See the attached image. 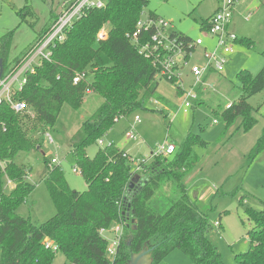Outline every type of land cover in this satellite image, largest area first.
I'll list each match as a JSON object with an SVG mask.
<instances>
[{"label":"trees","instance_id":"1","mask_svg":"<svg viewBox=\"0 0 264 264\" xmlns=\"http://www.w3.org/2000/svg\"><path fill=\"white\" fill-rule=\"evenodd\" d=\"M148 2L106 0L104 7L88 10L67 29L63 40L51 46L49 58L26 73L22 88L13 92V100L23 102L25 108L17 112L8 102L0 105V160L6 162L5 173L0 174V264H53L57 253L64 256L63 264H126L132 255L144 249L149 251L152 264H159L176 249L184 252L192 264H225L209 237L214 225L207 212L189 197L185 182L200 161L195 145H205L203 139L189 132L179 144L174 143L175 150L178 149L174 157L156 156L150 162L144 158L140 171L125 156L126 151L114 143L99 148L93 157L87 153L88 147L98 144L117 121L147 109L152 99H158V68L127 36L136 30ZM57 15L51 13L33 45L10 67L7 58L14 31L0 40V78L21 65L50 30ZM149 17L157 18L153 13ZM209 19H202L201 29ZM105 25H109L108 37L101 39L98 33ZM175 33L181 39L191 38L183 32ZM245 39L238 37L236 42L255 46ZM83 71L87 77L75 83V76ZM238 80L239 100L225 109H212V113L226 125L241 117V126L249 130L257 119L248 99L264 90V65L256 74L242 69ZM89 92L103 97V102L70 138L76 167L87 189H72L61 166H50L45 157L48 170L44 183L56 213L42 223L21 216L18 209L35 185L28 180V169L17 163L18 156L41 148L39 134L55 127L63 106L68 104L79 110ZM163 101L170 105L167 99ZM263 149L264 129L253 152L257 154ZM137 174L140 181L131 187ZM7 179L15 186L6 187ZM162 187L163 202L156 200ZM247 213L254 224L248 231L252 245L236 255V262L264 264V210L248 209ZM119 223L123 224V233L114 259H110L109 241L101 231ZM47 236L58 244V252L44 246Z\"/></svg>","mask_w":264,"mask_h":264},{"label":"rangeland","instance_id":"2","mask_svg":"<svg viewBox=\"0 0 264 264\" xmlns=\"http://www.w3.org/2000/svg\"><path fill=\"white\" fill-rule=\"evenodd\" d=\"M65 1L72 3L76 0H0V40L14 31L7 58L9 67L33 45L38 32L49 22L54 11L58 15L50 29L53 28ZM259 1L264 0H240L239 13L232 20L233 32L239 38L250 40L255 46L236 43L235 52L224 70L213 76L215 85L211 86L209 79H204L203 83L196 86L200 99H203L202 103L197 100L192 107L184 108L176 85L161 79L157 87L158 99H152L147 109L121 118L108 135L104 136L102 144H94L87 149L88 156L93 157L99 148L114 143L130 152L131 156L143 159L151 157L158 145L165 141L179 144L189 132L203 139L205 145H195L200 161L187 175L185 182L189 197L207 212L213 225L216 221L221 223L220 227L214 225L209 237L222 253L225 264H237L236 255L248 251L252 245L248 231L254 224L249 219L247 210H264V149L257 154L253 152L264 129V90L248 99L253 107L252 114L257 119V123L249 130L241 126V117L233 124L226 125L222 119H215L212 109L222 110L227 103L239 100V71L247 69L256 74L264 65V4ZM218 3L220 0H149L143 17L149 18V14L153 13L157 18H164L176 32L186 33L193 38L202 37L205 45L212 49L215 40L207 36L200 28V23L215 10ZM107 27L109 25L103 28ZM191 61L197 62L199 59L195 57ZM22 78L23 75L20 80ZM193 84L191 77H184L185 88H190ZM17 87L18 82L14 84V88ZM166 99L170 105L165 104L163 100ZM102 102L103 97L89 92L79 110L65 104L55 127L39 134L42 136L41 148L18 156L17 163L28 169V180L35 185L27 201L18 209L21 216L42 223L56 213L44 183L48 170L45 157L51 160L57 156L72 189H87L82 174L74 171L76 162L70 138ZM137 116L141 118L139 123L135 122ZM129 130L135 132L136 140H130L126 136ZM46 132L51 133L54 143L45 139ZM177 150L169 157H174ZM138 155L143 157H136ZM151 160L152 157L149 162ZM164 198L162 187L156 200L163 202ZM114 226L111 225L102 233L108 239L109 247H113V242L117 239ZM64 262V256L57 253L53 264ZM159 264L192 263L184 252L176 249Z\"/></svg>","mask_w":264,"mask_h":264},{"label":"built area","instance_id":"3","mask_svg":"<svg viewBox=\"0 0 264 264\" xmlns=\"http://www.w3.org/2000/svg\"><path fill=\"white\" fill-rule=\"evenodd\" d=\"M240 0H220L216 11L210 16L209 22L203 27L207 36L215 40L212 49L205 45L202 37L188 40L181 39L172 28V24L164 18H146L142 17L138 22L137 28L133 33H127L132 43H134L141 54L151 59L158 68L157 78L166 81H174L176 87L182 91V106L186 109L193 106L198 100L199 93L195 89L200 83L204 82L205 77L211 72H222L225 65L235 52V45L238 36L230 30L236 7ZM106 5V0H76L72 3L65 1L61 5V11L56 24L50 29L44 38L31 50L27 58L21 65L10 74L0 78V105L8 102L15 111H22L25 108L23 102L14 101L13 92L16 90L14 84L18 82L17 89H21L26 82V73L33 72L36 65L42 60L49 58L50 48L57 41H61L66 37L67 29L73 22L81 18L88 10L92 8H102ZM108 27L102 28L98 36L101 39L108 37ZM195 57L199 59L193 62ZM23 75L22 80H20ZM190 76L194 80L193 86L184 87V77ZM87 77L86 71L78 73L74 82L77 83ZM231 103L226 107H230ZM141 118L136 117L135 122L139 123ZM134 128V127H133ZM132 128V129H133ZM126 136L131 140H136V134L133 130H129ZM45 139L49 143H54L53 136L50 132L45 133ZM102 144L103 140H98ZM174 142L165 141L158 145L157 149L152 153V157L170 156L175 151ZM131 158L137 170L140 171V162H144V158H135L129 154H125ZM57 156L50 160V166L59 164ZM6 162L0 160V174L5 173ZM75 172H80L78 167L74 168ZM15 184L11 179L6 180V187H14ZM220 222L216 221L215 226H220ZM114 231L117 239L113 242V247L107 249V255L110 259H114L116 247L119 243L120 235L123 233V224H114ZM109 229V228H108ZM107 230V229H104ZM102 230L101 232L103 233ZM44 246L54 252L59 251L58 244L50 237H45Z\"/></svg>","mask_w":264,"mask_h":264},{"label":"water","instance_id":"4","mask_svg":"<svg viewBox=\"0 0 264 264\" xmlns=\"http://www.w3.org/2000/svg\"><path fill=\"white\" fill-rule=\"evenodd\" d=\"M3 75V58H0V77ZM140 181V175L137 174L132 178L130 186ZM126 264H152L151 255L148 250L144 249L140 253L131 256Z\"/></svg>","mask_w":264,"mask_h":264},{"label":"crops","instance_id":"5","mask_svg":"<svg viewBox=\"0 0 264 264\" xmlns=\"http://www.w3.org/2000/svg\"><path fill=\"white\" fill-rule=\"evenodd\" d=\"M259 3H260V4H264V1H259ZM218 6H219V3H218V5H217V7L215 8V10H214V11H213L208 17H210V16L216 11V9L218 8ZM240 6H241V5H240V2H239L238 6L236 7V10H235V13H234L233 19H234L235 15L239 13ZM208 17H207V18H208ZM233 19H232V20H233ZM246 19H248V17H247ZM233 27H234V25H233V23L231 22V24H230V30H231V31L234 30ZM185 34H186V33H185ZM186 35H188V34H186ZM188 36H190V35H188ZM216 73H217V72H211V73H209V74L205 77L206 80L209 79V82H211V83H210L211 86L215 85V80H213V79H214L213 76H214ZM189 77H190V76H189ZM184 87H185V86H184ZM186 88H187V87H186ZM197 91H198V90H197ZM198 93H199V99H198V102L202 103L203 99H200V92L198 91ZM178 95L181 96L182 94H178ZM181 97H182V96H181ZM230 103H231V102H230ZM166 104H167V103H166ZM227 104H229V103H227ZM227 104H226V105H227ZM167 105H168V104H167ZM109 132H110V131H109ZM107 135H108V133H107ZM107 135H106V136H107ZM130 140H131V139H130ZM121 149H122V148H121ZM123 150H125L127 154L131 155V153L128 152L126 149H123ZM136 157H143V156H139V155H138V156H136ZM151 157H152V154H151ZM151 157H147L146 159L149 160V159H151Z\"/></svg>","mask_w":264,"mask_h":264}]
</instances>
